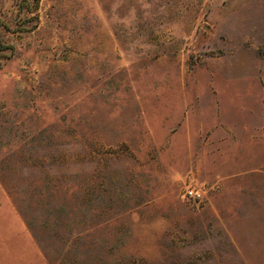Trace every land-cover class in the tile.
I'll return each instance as SVG.
<instances>
[{
	"label": "rangeland",
	"instance_id": "rangeland-1",
	"mask_svg": "<svg viewBox=\"0 0 264 264\" xmlns=\"http://www.w3.org/2000/svg\"><path fill=\"white\" fill-rule=\"evenodd\" d=\"M0 264H264V0H0Z\"/></svg>",
	"mask_w": 264,
	"mask_h": 264
},
{
	"label": "built area",
	"instance_id": "built-area-1",
	"mask_svg": "<svg viewBox=\"0 0 264 264\" xmlns=\"http://www.w3.org/2000/svg\"><path fill=\"white\" fill-rule=\"evenodd\" d=\"M186 194L193 201L198 200L200 198V194L195 191H188Z\"/></svg>",
	"mask_w": 264,
	"mask_h": 264
}]
</instances>
